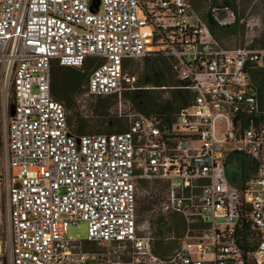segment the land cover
I'll use <instances>...</instances> for the list:
<instances>
[{"label":"built area","instance_id":"built-area-1","mask_svg":"<svg viewBox=\"0 0 264 264\" xmlns=\"http://www.w3.org/2000/svg\"><path fill=\"white\" fill-rule=\"evenodd\" d=\"M93 3L0 0V108L11 96L15 110L0 173L9 264H264V48L224 46L193 0ZM150 55L170 62L186 105L169 119L136 112L122 132H71L54 61L90 59L84 94L121 99L137 88L126 62ZM234 151L257 163L243 187L230 178ZM142 181L162 182L143 187L145 200L188 226L167 255L138 219ZM81 222L87 239L74 240Z\"/></svg>","mask_w":264,"mask_h":264},{"label":"trees","instance_id":"trees-1","mask_svg":"<svg viewBox=\"0 0 264 264\" xmlns=\"http://www.w3.org/2000/svg\"><path fill=\"white\" fill-rule=\"evenodd\" d=\"M219 8H227L232 10L236 16L235 21L223 25L220 24L215 15L216 9ZM234 8V4L231 0H224L223 6H213L211 7L210 12L206 14L204 20H206L213 35L216 38L219 39L221 30H223L225 33H229V29H232L238 22L239 15L237 17V12L235 10L236 8ZM194 9L201 16V14L196 10L195 5ZM221 43L223 44L222 41ZM223 45L226 46L225 44ZM132 60L135 59H131L126 62V70L130 61ZM142 60L144 61V66L138 79L136 77L137 88L125 91L123 96L125 99L131 102L136 111L147 115L156 113L169 119L173 112L188 103L190 93L186 90L175 89L177 93H173L170 98L162 100V91L159 89V87L178 85L179 81L172 82L170 79H168L165 75L164 68L159 65L160 60H165V62L168 64L167 59H163L160 56L150 55L144 57ZM90 61V59L87 60L82 66H65L61 65L58 61H54L52 63V96L55 99L62 101L64 105L66 104L65 107L71 111L70 115L67 113L68 124L70 126L71 132L81 135L92 133L122 132L128 130L130 125H124L122 123V118L119 117L118 113L113 109L114 105L118 101V96L115 94L93 95V97H95V102L93 103V107L89 112L83 110L79 103L75 104V102L78 100L75 96L76 93H81L86 88L88 76L91 70L90 69L88 71V68L92 67V65H89ZM132 74H134V72H132ZM85 127H96L97 129L90 132L88 131L87 133L84 131ZM229 163L233 165V170L230 172V178L239 187H243L244 181L257 170L256 161L236 151L230 154ZM142 183L148 182L142 181ZM186 228H188L187 224ZM186 228L184 227V229ZM171 229H173L171 224L164 222L159 223L161 236L160 238L155 239L154 250L160 255H167L174 250L173 249L171 252H169V247L162 246L163 244H167L169 241L177 240L176 238L170 239L168 237ZM156 243H160L162 245L157 248L155 246Z\"/></svg>","mask_w":264,"mask_h":264},{"label":"rangeland","instance_id":"rangeland-1","mask_svg":"<svg viewBox=\"0 0 264 264\" xmlns=\"http://www.w3.org/2000/svg\"><path fill=\"white\" fill-rule=\"evenodd\" d=\"M234 4V8L237 12V17L239 15V20L236 25L229 29V33H225L223 30L220 31L219 39L226 46L236 47V46H252V47H263L264 44V0H231ZM224 0H194V5L196 10L201 14L205 19V16L210 12L211 7L213 6H223ZM232 10L219 8L216 11V14L223 17L224 20H231L233 14ZM224 32V33H223ZM167 61V60H166ZM169 64V61H167ZM165 60H160L159 65L164 68L165 75L172 82L178 81L174 73L171 70L170 64L168 65ZM89 65H92V62H89ZM144 61L141 60H132L130 61L127 70L137 77L140 76L141 70L143 69ZM92 67L88 68V71ZM173 84V83H171ZM170 85L166 87H159L161 89V99L165 100L172 96L173 93L177 91L172 88ZM165 88V89H164ZM79 95V96H78ZM76 98L78 99L75 104L79 103L82 106V109L86 112H89L93 103L95 102V97L91 95H85L84 91L77 92ZM11 96L8 102L7 110L0 108V173L4 176V136L6 133L7 125L5 123V115H9L11 111ZM117 103L114 105L113 109L118 113V116L122 118V123L126 126L130 125L131 120L134 117V114L138 111L134 109L131 102L121 97H118ZM66 106V104H65ZM68 115L71 114V111L66 108ZM117 128V127H115ZM96 127H85L84 131L96 130ZM142 183V182H141ZM162 182H148L142 183L138 191V219L143 221L148 219L151 225V230L157 238H160L161 231L159 230V223H169L173 226V229L169 232V238L177 240L169 241L167 244L156 243V247L159 248L160 245L169 247V252L175 249L180 240L185 236L186 224L182 216L179 214H163L157 210L155 202L147 203L145 200V190L143 187H153V192H158L157 187L162 186ZM164 186V185H163ZM0 199L2 205V214L0 215V264H9V226L7 222V213L5 209V189L4 184L0 182ZM149 204V205H148ZM184 227L186 229H184ZM68 236L74 240H86L87 239V223L81 222L79 225H70L68 228Z\"/></svg>","mask_w":264,"mask_h":264},{"label":"water","instance_id":"water-1","mask_svg":"<svg viewBox=\"0 0 264 264\" xmlns=\"http://www.w3.org/2000/svg\"><path fill=\"white\" fill-rule=\"evenodd\" d=\"M93 5H95V8L97 9L98 6H99V0H94V3ZM11 114H14L15 113V110H14V106L11 107V111H10ZM229 172H231L233 170V167H229Z\"/></svg>","mask_w":264,"mask_h":264},{"label":"flooded vegetation","instance_id":"flooded-vegetation-1","mask_svg":"<svg viewBox=\"0 0 264 264\" xmlns=\"http://www.w3.org/2000/svg\"><path fill=\"white\" fill-rule=\"evenodd\" d=\"M215 15H216V18L219 19V20H222L223 17L219 16L218 14H216V11H215ZM235 19H236V16H235Z\"/></svg>","mask_w":264,"mask_h":264}]
</instances>
